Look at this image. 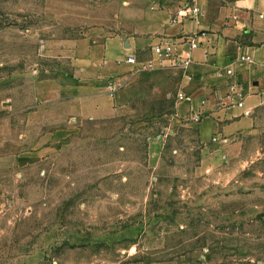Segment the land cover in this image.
<instances>
[{
  "label": "rangeland",
  "instance_id": "obj_1",
  "mask_svg": "<svg viewBox=\"0 0 264 264\" xmlns=\"http://www.w3.org/2000/svg\"><path fill=\"white\" fill-rule=\"evenodd\" d=\"M140 3L0 0V264H264V130L240 157L213 158L166 73L131 67L125 115L32 99L72 39L140 23ZM23 152L36 158L21 165Z\"/></svg>",
  "mask_w": 264,
  "mask_h": 264
},
{
  "label": "crops",
  "instance_id": "obj_2",
  "mask_svg": "<svg viewBox=\"0 0 264 264\" xmlns=\"http://www.w3.org/2000/svg\"><path fill=\"white\" fill-rule=\"evenodd\" d=\"M139 1L132 13L140 23L122 24L112 34H106L102 26H89L82 36L72 39L62 63L33 79L32 99L40 104L59 102L72 118L125 115L130 107L117 101V90L112 94L107 90V80L121 76L130 67L124 62L125 54L148 56L147 35L156 40L203 28L206 34L185 70H151L166 73L175 90L189 96L176 101L177 111L194 124L200 143L212 149L213 158L240 157L244 137L264 130V0H234L217 6L211 13L205 11L199 23L169 21L179 0ZM203 4L206 8L205 1ZM237 54L251 57L249 62L233 65L234 79L241 86V105L224 98L225 81L218 75ZM192 110L199 112L198 121L188 118ZM35 155L23 152L18 163L26 164Z\"/></svg>",
  "mask_w": 264,
  "mask_h": 264
},
{
  "label": "built area",
  "instance_id": "obj_3",
  "mask_svg": "<svg viewBox=\"0 0 264 264\" xmlns=\"http://www.w3.org/2000/svg\"><path fill=\"white\" fill-rule=\"evenodd\" d=\"M205 0H179L175 10L171 13L170 22H182L191 20L199 23L204 16ZM206 34L203 28H196L194 31L183 33L177 37L161 36L148 45L149 55L146 57H138L135 52L127 53L124 62L128 64L133 71L151 70L157 68L170 67L175 69H183L192 62L193 51L200 46V38ZM251 61L248 54H237L228 63L222 67L218 73L219 77L225 81L224 98L230 103L241 105V86L234 79V64ZM124 81V77L116 76L107 80V90L110 94L117 90ZM176 101L189 99V96L181 91L176 94ZM237 97V99H235ZM188 118L198 121L199 112L190 111ZM215 139V136H212Z\"/></svg>",
  "mask_w": 264,
  "mask_h": 264
},
{
  "label": "water",
  "instance_id": "obj_4",
  "mask_svg": "<svg viewBox=\"0 0 264 264\" xmlns=\"http://www.w3.org/2000/svg\"><path fill=\"white\" fill-rule=\"evenodd\" d=\"M53 263H54V264H56V262H55V261H54Z\"/></svg>",
  "mask_w": 264,
  "mask_h": 264
}]
</instances>
